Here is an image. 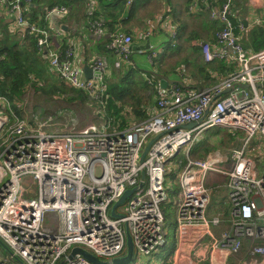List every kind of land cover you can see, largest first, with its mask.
I'll return each instance as SVG.
<instances>
[{
    "label": "built area",
    "instance_id": "1",
    "mask_svg": "<svg viewBox=\"0 0 264 264\" xmlns=\"http://www.w3.org/2000/svg\"><path fill=\"white\" fill-rule=\"evenodd\" d=\"M125 1L127 6L133 3ZM191 1L192 7L204 4L210 18L221 26L216 45L202 44L203 61L234 62L238 69L212 88L184 83L162 88L159 83L158 111L145 121L122 131L110 132L105 122L81 128L72 124L64 132L50 133L45 130L46 119L14 113L11 101L0 92V238L24 264H99L80 254L70 257L77 246L104 261L100 264H113L114 258L126 253L127 229L135 253L153 256L167 242L163 204L169 201L166 181L173 161L181 167L173 201L179 231L205 226L203 234L211 238L205 257L211 262L214 254L218 258L238 253L249 239L250 264H264V173L247 153L252 136L264 137V48L252 51L239 42L231 0ZM98 6V0H84L87 25L96 39H107L106 47L117 56L115 67L120 69L132 57L133 36L122 30L109 33L105 20L94 16ZM0 8L13 16L14 25L26 36L37 38L39 49L61 79L103 102L110 67L106 55L95 57L92 76L86 79L74 63V48H55L51 29L30 21L22 1L0 0ZM70 11L69 6L56 5L46 17L68 16ZM190 122L196 124L184 126ZM215 127L244 134L243 144L227 154L228 168L218 156H194L205 131ZM157 135L140 163L144 147ZM181 153L184 160L177 159ZM211 172L227 177L228 217L207 216ZM129 188L136 189L122 211L116 208L119 216H113V205ZM221 223L229 228L213 233L210 226ZM0 264L10 263L0 257Z\"/></svg>",
    "mask_w": 264,
    "mask_h": 264
},
{
    "label": "crops",
    "instance_id": "2",
    "mask_svg": "<svg viewBox=\"0 0 264 264\" xmlns=\"http://www.w3.org/2000/svg\"><path fill=\"white\" fill-rule=\"evenodd\" d=\"M98 2L99 12L106 20L110 10L116 13V11H113L114 0H98ZM231 3L232 11L235 14H243V18L247 22V24L243 23L244 30H241L243 36L247 37L252 28L264 33V0H231ZM192 5L194 4L191 0H133L132 5L127 6L128 9L120 13L116 22L107 25L109 33L122 30L133 36L132 57L130 62L124 63L120 69L115 67L117 56L103 46L105 40L96 39L89 29L84 5L81 6L78 2L70 6L71 11L68 16L53 15L47 17L46 21L48 23L47 27L51 29L53 35L54 47L58 49H63L68 45L73 47L74 63L81 69L85 65L92 67L95 57L98 54H103L107 56L109 61L110 67L107 73L109 76L110 74H119L121 70L124 71L133 64L143 71L144 76L148 73L154 75L160 73L171 80L180 81L184 85L193 88H212L217 86L223 79L219 80L215 71H207L203 76L198 71L195 63H187L179 67L178 70L173 68V65L175 66L173 63L188 57L185 55L189 53H192V55L198 53V62L206 63L202 58V44L210 42L216 45L217 43L216 33L219 22L210 18L204 4L201 3L197 7H192ZM103 13L107 14L103 15ZM13 22V16L8 14L5 8H0V40L7 39L10 43H19L22 46L26 38L25 32L23 29L17 28ZM262 44L264 45V36ZM198 48L200 52H198ZM247 49L253 48L249 47ZM178 58L180 59L177 60ZM191 65L195 76L189 75L188 78L182 80L180 75ZM113 69H116V71L113 72ZM166 72L169 74H166ZM159 80L158 83H160ZM198 83H203V87H199ZM75 103L83 104L81 101ZM93 109L98 115L94 105ZM151 110L155 114L158 111L157 104L152 106ZM91 123L95 122L90 121L83 125ZM243 140L244 134L242 132H232L222 127L211 128L205 131L201 143L196 148V154L208 159L218 156L222 159L223 166L228 168L230 164L228 152L234 147L241 146ZM261 150L262 153L259 154ZM257 156L264 158V142L259 146ZM253 158L256 162L255 157ZM256 164L259 167L257 162ZM207 186L217 192L228 190L226 175L218 172L209 173ZM210 205L211 200L207 209ZM230 206L229 198L221 196L219 205L211 208L208 218L211 219L217 215L223 218L228 217ZM204 228L205 226L200 225L199 228L192 226L188 227L186 231H179L180 229L177 228L175 222V249L170 250L168 247L166 249L165 246L147 262H136L134 259L133 263L190 264L196 261V264H250L252 262L253 258L249 252L252 241L249 239L244 240L242 249L238 253L219 255L218 258L214 254L211 258L212 262L209 259L207 260L206 257H208L209 252L206 254L205 251H208L211 238L203 234ZM210 228L213 233L219 234L228 229L229 225L221 223L220 225H211Z\"/></svg>",
    "mask_w": 264,
    "mask_h": 264
},
{
    "label": "trees",
    "instance_id": "3",
    "mask_svg": "<svg viewBox=\"0 0 264 264\" xmlns=\"http://www.w3.org/2000/svg\"><path fill=\"white\" fill-rule=\"evenodd\" d=\"M20 1L27 7L28 11L26 10V15L30 21L42 26H47L48 24L46 21V14L50 8L56 5H66L70 7L78 2L81 6L84 5V0ZM125 9H128L125 0H114L113 11H116V13L110 10L106 20L100 14L98 6L94 16H101L105 20L107 27L109 23L116 22L120 13ZM106 14L107 13H103V15ZM243 17V14H234L232 17L235 26L234 34L244 48L247 49L252 47L253 49H248L252 51L263 49L264 45L262 42L264 33L262 31V33H260L258 29L252 28L247 37L243 36L241 30L244 29L240 27H244ZM220 27L221 26L218 27L217 31L221 29ZM104 40L105 45L103 44V46L107 49V39ZM67 47H69V45L63 49L60 48V50H65ZM198 52H200L199 48ZM187 63H195L198 71L201 72L203 76L207 71H215L218 74L219 80L225 77L229 72L238 69L236 63L224 60L199 63L198 53L197 55H191L176 62L173 68L178 70L179 67ZM185 73L186 70L180 75L182 80L188 78V76L185 77ZM166 74L169 73L166 72ZM107 75L108 74H106L105 77L106 92L103 102L99 103L96 100L90 99L87 92L72 87L56 74L50 64L47 54L39 49L37 38L34 35L26 36L22 46H20L19 43H10L7 39L0 40V92L5 95L12 104H15L16 100H20L29 87H33L35 91L48 97L60 95L66 100L78 99L83 104L90 103L93 104L94 107L96 106L95 108L98 116L105 118L109 124L108 130L110 132L125 130L138 122L147 120L153 115L151 107L157 104L156 87L159 84V78L157 76L153 73H148L144 76L143 71L133 64L128 66L124 71L121 70L119 74H114L111 78ZM190 76L194 77L195 73L192 71V75ZM200 86L203 85L201 84ZM150 90H152V93ZM148 92L150 93L148 94ZM153 93L155 94L154 96L152 95ZM19 115L22 116L21 110H19ZM166 185L169 190V201L163 204L167 226V242L165 245L166 247H164L173 250L176 245V219L173 201L176 198L178 188L176 184L170 187L166 182Z\"/></svg>",
    "mask_w": 264,
    "mask_h": 264
},
{
    "label": "rangeland",
    "instance_id": "4",
    "mask_svg": "<svg viewBox=\"0 0 264 264\" xmlns=\"http://www.w3.org/2000/svg\"><path fill=\"white\" fill-rule=\"evenodd\" d=\"M191 55L192 53H189L185 56H191ZM179 59L180 58H178L177 60ZM115 71L116 69H113V72ZM113 75L110 74L109 76L108 74L107 76L111 78L113 77ZM189 75H192V65L186 68L185 77ZM198 84H199L198 85L199 87H203V86H200L203 83H198ZM150 92L152 93V90H150ZM150 92H148V94ZM152 95L154 96L155 94L153 93ZM63 98L64 97L60 95H54V96L48 97L38 91H35L33 87H29L25 95L20 100H16L15 104L11 103V109L14 113L18 115H19V110H21L22 117H25L28 119L33 118L34 114L36 115L38 120L46 119L49 122V126L48 128H45V130L50 133L64 132L72 124H74L77 128H81L84 126L83 124L90 122V121H93L95 122V124H98V125L107 122L105 118L99 117L98 115H96L92 104H86V105L80 104V103L78 104V103H75V102H79L78 99H72V100L67 99L66 100ZM12 111L11 110L8 111L9 116H13L14 113ZM54 112L58 114V118L53 116V114H55ZM263 142H264V137H261L259 135H254L250 139L248 146H247V153L255 157L256 162L259 164L262 174H263V167H264V158L262 159L258 157L257 153L259 151V146ZM196 148L194 149V156L200 157L198 154H196ZM261 153H262V150L259 152V154ZM177 159L184 160L183 154L181 153ZM179 168L181 167H178L175 161L171 162L168 167V171H171V172H168L166 182L169 184L170 187H172L174 184L177 185V188L179 187L178 182H177V173L179 172ZM221 196L224 198H227L228 190H222L221 192H217L213 189H210L211 205L209 209H207V216H209L211 208L217 207L219 205ZM123 208L124 207L122 205L118 208V210L122 211ZM0 257L3 259H7L10 264H24L19 259L12 257L10 253L1 244H0ZM151 258L152 256L143 255L139 253L138 251H136L135 253L136 262H141V261L147 262ZM196 263H197L196 261H193L190 264H196ZM132 264H137V263H132Z\"/></svg>",
    "mask_w": 264,
    "mask_h": 264
},
{
    "label": "water",
    "instance_id": "5",
    "mask_svg": "<svg viewBox=\"0 0 264 264\" xmlns=\"http://www.w3.org/2000/svg\"><path fill=\"white\" fill-rule=\"evenodd\" d=\"M243 22L245 24H247V22L244 20L243 18ZM83 74L84 77L86 79H89L92 76V68L90 66H83ZM155 75H157L160 80V86L162 88H167L170 84L173 83H180L182 84L180 81L177 80H171L169 79L167 76L160 74V73H155ZM196 123L195 122H190V123H186L184 124L185 127H193ZM159 135L153 137L151 140H149V142L146 144V146L143 149V152L141 154V158H140V163H143L145 160V157L151 147V145L154 143V141L158 138ZM146 178V172L144 170V168L141 169V181L144 182ZM140 185H142V183H140ZM136 188H129L128 190H126V192L120 197V199L115 202V204L112 207V215L113 216H119L118 213H116V208H118L119 206H121L127 199L128 197H130ZM0 244L10 253L11 256L17 258L13 252L11 251V249L1 240L0 238ZM76 254H80L82 256H84L85 258H87L88 260L95 262V263H104V261L100 260L96 255H94L91 251L83 248V247H74L70 253V257H73ZM18 259V258H17ZM135 259V246H134V241H133V237L130 234V231L127 229L126 231V253L123 256H119L116 257L112 260L113 264H132L133 261ZM21 261V260H20ZM22 262V261H21Z\"/></svg>",
    "mask_w": 264,
    "mask_h": 264
}]
</instances>
